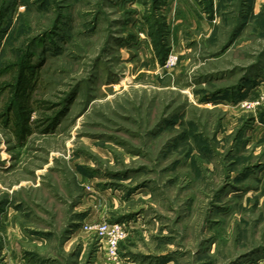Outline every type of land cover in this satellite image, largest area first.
Listing matches in <instances>:
<instances>
[{
    "label": "rangeland",
    "instance_id": "obj_1",
    "mask_svg": "<svg viewBox=\"0 0 264 264\" xmlns=\"http://www.w3.org/2000/svg\"><path fill=\"white\" fill-rule=\"evenodd\" d=\"M23 51L64 116L0 119V264H264V0H0V113Z\"/></svg>",
    "mask_w": 264,
    "mask_h": 264
},
{
    "label": "trees",
    "instance_id": "obj_2",
    "mask_svg": "<svg viewBox=\"0 0 264 264\" xmlns=\"http://www.w3.org/2000/svg\"><path fill=\"white\" fill-rule=\"evenodd\" d=\"M166 55L163 58V62L166 61ZM32 57L33 54L23 51L14 62L1 70V73L4 71L10 72L11 79L9 83L3 84L1 88V90L8 88L10 97L0 113V119H3L7 126L12 124V133L21 140L32 134L34 123H46L49 129H53L59 119L64 116L60 113H55V115L49 117L46 116L45 111L43 113L44 116L36 117L33 93L38 83V75L37 67L32 63Z\"/></svg>",
    "mask_w": 264,
    "mask_h": 264
},
{
    "label": "built area",
    "instance_id": "obj_3",
    "mask_svg": "<svg viewBox=\"0 0 264 264\" xmlns=\"http://www.w3.org/2000/svg\"><path fill=\"white\" fill-rule=\"evenodd\" d=\"M87 231L94 232L100 236L106 237L109 240L108 245V254L114 258V255L117 250V246L119 240L122 239L124 234L123 227L120 225H107V224H99L95 226H87L85 228Z\"/></svg>",
    "mask_w": 264,
    "mask_h": 264
}]
</instances>
